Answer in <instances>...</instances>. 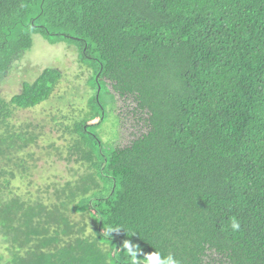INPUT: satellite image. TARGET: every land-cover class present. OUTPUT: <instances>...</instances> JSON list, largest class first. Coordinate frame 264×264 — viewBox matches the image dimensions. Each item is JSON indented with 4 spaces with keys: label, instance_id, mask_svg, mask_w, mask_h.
Masks as SVG:
<instances>
[{
    "label": "trees",
    "instance_id": "trees-1",
    "mask_svg": "<svg viewBox=\"0 0 264 264\" xmlns=\"http://www.w3.org/2000/svg\"><path fill=\"white\" fill-rule=\"evenodd\" d=\"M34 33L78 41L97 86L114 104L132 96L150 128L127 148L93 139L96 161L78 140L89 194L68 200L92 223L85 235L56 205L10 191L26 169L13 160L37 140L10 118L47 100L62 72L0 94V264H131L126 239L181 264L208 250L264 264V0H0V85ZM92 101L105 117L100 91ZM92 119L69 132L88 140Z\"/></svg>",
    "mask_w": 264,
    "mask_h": 264
},
{
    "label": "rangeland",
    "instance_id": "rangeland-1",
    "mask_svg": "<svg viewBox=\"0 0 264 264\" xmlns=\"http://www.w3.org/2000/svg\"><path fill=\"white\" fill-rule=\"evenodd\" d=\"M55 37L34 33L32 47L21 55L16 61L17 66L0 85L1 96L9 100L12 95L21 91L24 81H34L44 68H56L62 72L47 100L30 108L16 109L10 118L16 127L37 135L36 142L18 152V159L13 160L19 162L23 159L26 169L23 164L16 165L20 172L16 168V178L12 179L10 191L31 201L43 202L48 206L56 205L59 210L68 213L77 227H84L85 233H89L92 231L90 220L73 211L69 205V200H82L89 194H83L81 189L85 183L83 177L89 172V167L75 148L82 143L88 151L92 150L96 161L95 148L89 145L93 139H97L102 151L104 142L116 148L131 146L135 139L146 134L150 128L148 111L140 109L132 96L116 94V104L112 103V96L104 90V82L101 89L94 82V63L82 56L78 41H56ZM109 87H112L110 83ZM99 91L102 103L108 101L105 117L104 111L96 108L98 102L92 101ZM85 117H94L91 122L100 120L88 126L89 139L86 141L81 135L69 132L76 122ZM98 183H102V180ZM64 187L65 192L58 196V191ZM66 206L68 207L65 208ZM0 250H4L3 243H0ZM201 264L230 262L224 255L208 250Z\"/></svg>",
    "mask_w": 264,
    "mask_h": 264
},
{
    "label": "clouds",
    "instance_id": "clouds-1",
    "mask_svg": "<svg viewBox=\"0 0 264 264\" xmlns=\"http://www.w3.org/2000/svg\"><path fill=\"white\" fill-rule=\"evenodd\" d=\"M231 227L233 230L240 229V223L236 220H233ZM119 228L107 229V235L111 236V233L114 231H119ZM88 233L86 232L85 235ZM123 249L126 251L127 255L131 260V264H181L180 260L175 258L171 253L166 256H162L159 251H152L150 253H142V249L137 244L132 243L130 240H124ZM138 254L141 256L138 258Z\"/></svg>",
    "mask_w": 264,
    "mask_h": 264
}]
</instances>
